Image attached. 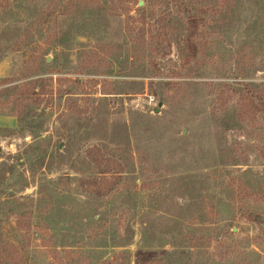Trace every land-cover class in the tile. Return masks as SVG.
<instances>
[{"label":"rangeland","instance_id":"rangeland-1","mask_svg":"<svg viewBox=\"0 0 264 264\" xmlns=\"http://www.w3.org/2000/svg\"><path fill=\"white\" fill-rule=\"evenodd\" d=\"M258 96L264 0H0V264H264Z\"/></svg>","mask_w":264,"mask_h":264},{"label":"trees","instance_id":"trees-1","mask_svg":"<svg viewBox=\"0 0 264 264\" xmlns=\"http://www.w3.org/2000/svg\"><path fill=\"white\" fill-rule=\"evenodd\" d=\"M39 80L38 81H43L42 80V78H38ZM30 94H32V95H40L41 94V91H36L35 90V87L33 86V87H31V90H30ZM258 100H259V102L261 101V102H263L264 100L262 99V98H260V96H258ZM254 221H258L259 223H264V218H260V219H258V217H256L255 219H254Z\"/></svg>","mask_w":264,"mask_h":264},{"label":"water","instance_id":"water-1","mask_svg":"<svg viewBox=\"0 0 264 264\" xmlns=\"http://www.w3.org/2000/svg\"><path fill=\"white\" fill-rule=\"evenodd\" d=\"M139 4L141 5L142 3L140 2ZM46 61H47V62L49 61V57L46 58Z\"/></svg>","mask_w":264,"mask_h":264}]
</instances>
